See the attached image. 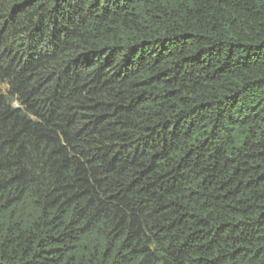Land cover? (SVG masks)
<instances>
[{"label":"trees","instance_id":"obj_1","mask_svg":"<svg viewBox=\"0 0 264 264\" xmlns=\"http://www.w3.org/2000/svg\"><path fill=\"white\" fill-rule=\"evenodd\" d=\"M0 264H264V0H0Z\"/></svg>","mask_w":264,"mask_h":264},{"label":"rangeland","instance_id":"obj_2","mask_svg":"<svg viewBox=\"0 0 264 264\" xmlns=\"http://www.w3.org/2000/svg\"><path fill=\"white\" fill-rule=\"evenodd\" d=\"M5 90V87L3 85H0V92H3Z\"/></svg>","mask_w":264,"mask_h":264}]
</instances>
